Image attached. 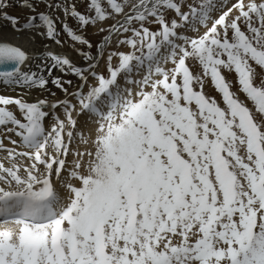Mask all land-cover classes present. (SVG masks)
Listing matches in <instances>:
<instances>
[{"label":"snow or ice","instance_id":"1","mask_svg":"<svg viewBox=\"0 0 264 264\" xmlns=\"http://www.w3.org/2000/svg\"><path fill=\"white\" fill-rule=\"evenodd\" d=\"M0 21L61 48L0 24V264H264V0H0Z\"/></svg>","mask_w":264,"mask_h":264},{"label":"rangeland","instance_id":"2","mask_svg":"<svg viewBox=\"0 0 264 264\" xmlns=\"http://www.w3.org/2000/svg\"><path fill=\"white\" fill-rule=\"evenodd\" d=\"M76 2L78 4L81 3V0H76ZM9 11H13L15 12V14L17 15H21L22 19H21V23L24 22V19H23V13L22 12H18L14 9H10ZM61 19H63V17H61ZM69 23L72 24L73 26L74 25V22L69 20ZM6 28V26H5ZM8 30H11L9 29V27L7 26ZM6 28V29H7ZM5 29V30H6ZM16 34V33H15ZM89 35L95 40V39H99V37L95 36L94 35V30L93 29H89ZM40 38H44L42 36H33L32 39H29V34L27 33H24V34H16V39L23 44L24 47L28 48V47H39L40 44H39V39ZM63 40H64V50H68L71 48V41L69 38H67L66 36L63 37ZM45 45H48V47L52 50V51H56V52H59L61 51V48L60 46H57L55 45L53 42L49 41L48 40V43H46ZM70 57H75V53L73 51H68L67 53ZM228 79L231 80L233 82V90H238V85L235 83V76L234 75H229L228 76ZM0 87L2 88V86L0 85ZM52 89H55L54 87ZM34 90H32L31 92H33ZM35 91H39V90H35ZM54 91H57L56 89ZM206 91L211 94V95H217V98L219 99V96L218 94L215 92L213 86L211 85V83H207L206 84ZM2 92L5 94V95H17L19 93V90H16V91H13L12 89H9L7 87V89L5 90H2ZM29 93L27 95V98L31 100H37V99H41V98H45L47 97L49 94L47 92H44V91H41V92H34V93ZM1 93V94H3ZM22 94V93H21ZM57 94L60 95V93L57 91ZM71 160H72V157H69V163H71Z\"/></svg>","mask_w":264,"mask_h":264},{"label":"bare ground","instance_id":"3","mask_svg":"<svg viewBox=\"0 0 264 264\" xmlns=\"http://www.w3.org/2000/svg\"><path fill=\"white\" fill-rule=\"evenodd\" d=\"M0 24H4L5 26H6V28H7V22H5V21H0ZM9 27V29H10V26H8ZM5 28V29H6ZM6 31H8V32H10L11 33V35L14 37L12 40H11V42L13 43V44H15V45H17V46H20V47H22V48H24V49H26V50H28V51H30V52H35L36 50H39V49H42V48H44V46H45V44L46 43H48V40H46L45 38H40L39 39V44H40V46L39 47H36V48H34V47H28V48H26V47H24L23 46V44L22 43H20L17 39H16V34L14 33V32H11V30H8V28L6 29ZM0 85L2 86V88L0 87V94L1 93H3L2 92V90H5V89H7V87L6 86H4L2 83H0ZM10 89V88H9ZM55 89H52V91H54ZM20 91V90H19ZM34 92H41V90H39V91H33V92H31V93H34ZM4 94V93H3ZM16 95V94H15ZM28 98H30V97H28ZM42 99V98H41ZM30 100V99H29ZM31 101H34V100H31Z\"/></svg>","mask_w":264,"mask_h":264}]
</instances>
